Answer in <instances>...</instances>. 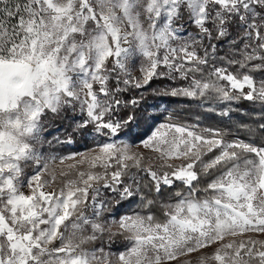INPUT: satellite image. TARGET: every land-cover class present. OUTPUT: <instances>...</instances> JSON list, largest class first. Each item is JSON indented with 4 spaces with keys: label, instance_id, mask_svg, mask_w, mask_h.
Wrapping results in <instances>:
<instances>
[{
    "label": "snow or ice",
    "instance_id": "1",
    "mask_svg": "<svg viewBox=\"0 0 264 264\" xmlns=\"http://www.w3.org/2000/svg\"><path fill=\"white\" fill-rule=\"evenodd\" d=\"M157 78L229 102V120L232 102L259 105L257 126L229 140L167 123L141 141L153 157L112 141L50 163L49 122L71 113L74 131L119 137L135 121L120 110L139 103L126 95ZM137 199L113 217V201ZM257 237L264 0H0V264H264Z\"/></svg>",
    "mask_w": 264,
    "mask_h": 264
},
{
    "label": "trees",
    "instance_id": "2",
    "mask_svg": "<svg viewBox=\"0 0 264 264\" xmlns=\"http://www.w3.org/2000/svg\"><path fill=\"white\" fill-rule=\"evenodd\" d=\"M221 54H223L221 52ZM186 84L185 81L171 80L168 78H157L154 79L150 86H146L142 89L132 90L126 95L125 99H136L139 101L135 107L129 104L127 107L122 108L118 118L126 119L128 115H134L135 121L124 128L119 137L124 138L131 144H137L146 138L152 130L156 127L160 121V117L164 114L170 113L172 121L186 125L194 126L196 124L197 131L203 129H223L226 134V138L231 139H248L246 135L247 129L241 127V125H247L248 127L255 128L259 121V105L253 107L251 102L242 101L239 104L235 102L231 103L233 109L239 108L240 111H233L231 114V120L227 117L219 115L221 110L229 107L227 101H199L184 96H172L171 90L174 88L181 87ZM176 104V105H175ZM174 105V106H173ZM168 109L166 112L164 109ZM188 108V109H186ZM186 109V110H182ZM73 114H69V119L55 120L49 122L47 131L50 135L47 136L49 141H52L51 146L45 145L46 149H49V155L65 156L73 153H82L90 149L96 148L102 142L116 141L119 137H113L111 140L103 137H97L88 135L83 132L74 131L75 122L71 119ZM207 135V133H206ZM60 142L57 143L56 140ZM252 139H257L252 137ZM260 139H257V143ZM218 154V153H216ZM213 154L210 153L209 157ZM206 157L205 159H207ZM210 178H204L201 180V187L204 186V180ZM144 183L147 184L149 181L145 178ZM180 186L171 190L166 189L161 195V198L168 197L170 192L179 190ZM145 194L150 199L155 197L157 194L153 191L148 193L145 189ZM160 199V198H159ZM136 201L139 202V199ZM132 209V203L121 202V205L117 206L113 201V217L118 218L119 214L128 213ZM135 206L131 211L137 210ZM161 216V210L159 207L153 209ZM120 247L121 245H117Z\"/></svg>",
    "mask_w": 264,
    "mask_h": 264
},
{
    "label": "rangeland",
    "instance_id": "3",
    "mask_svg": "<svg viewBox=\"0 0 264 264\" xmlns=\"http://www.w3.org/2000/svg\"><path fill=\"white\" fill-rule=\"evenodd\" d=\"M175 105H176V104H175ZM173 106H174V105H173ZM161 108L164 109L166 112H168V109L164 108V106H161ZM186 109H188V108H186ZM186 109H182V110H186ZM169 115H170V113H169ZM169 115H168V114H164V115H162V117H160V121L157 123L156 127H155L154 130H152V131H155L157 128H160L162 125L167 124V123H175V124L183 125V124L177 123V122H175V121H172L171 119H173V118L170 117ZM184 126H186V125H184ZM194 126H197V125L194 124ZM150 134H151V133H150ZM115 142H117V143H126V144H128V145L132 148L133 151L142 152V153L145 154L146 157H153V156L155 155L154 153H151L148 149L143 148L141 142H138L137 144H131V143L127 142V141H126L124 138H122V137H119ZM93 149H95V148H93ZM88 151H89V150H88ZM88 151H85V152H82V153H87ZM74 154H76V153L68 154V155H65V156L50 155V156H52V157H55V159H54V160H51L50 163H51V164L57 169V171H59V170L62 169V168H66V165H67L68 163H74V161L69 160V161H65V164H64V165H61V164H60V158H62V157H67V156L74 155ZM77 159H79V157H77ZM175 163L178 164V163H180V161H175ZM169 195H170V194H169ZM148 198H149V197H148ZM159 198H160V202H161V203H162L163 201H166V200L168 199V197H163V198H161V196H160ZM149 199H150V198H149ZM135 206H137V208H138L137 211H138V210H139V202H138V201L132 202V209H133ZM158 207H159V206H158ZM159 208H160V207H159ZM132 209H131V210H132ZM131 210H130V212H128V213H126V214H130V213L132 212ZM160 210H161V209H160ZM126 214H125V213H123V214H119L117 219H119L121 216L126 215ZM155 214H156L157 216H159L157 212H155ZM250 235H256V234H250ZM257 238L264 239V237H257ZM118 250H122V247H121V246L118 247L117 245H113V246H112V251H118ZM207 251L211 252L212 249L210 248V249H208ZM194 255H195V254H194Z\"/></svg>",
    "mask_w": 264,
    "mask_h": 264
}]
</instances>
